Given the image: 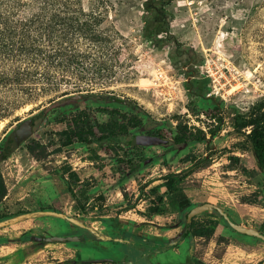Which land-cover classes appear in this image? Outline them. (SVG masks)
Wrapping results in <instances>:
<instances>
[{"label": "rangeland", "instance_id": "374dc122", "mask_svg": "<svg viewBox=\"0 0 264 264\" xmlns=\"http://www.w3.org/2000/svg\"><path fill=\"white\" fill-rule=\"evenodd\" d=\"M143 1L80 0L85 12L101 15L98 30L107 44L99 47L81 39L74 48L100 57L106 53L110 71L84 82L61 83L58 91L67 90L66 97L38 86L0 120L1 153L11 133L25 120L35 119L32 134L0 160V179L6 189L0 216H8L6 224L31 222V241L38 249L46 246L31 260L18 255L12 261V250L0 249V264H148V259L151 264H260L264 260V241L229 229L212 209L200 211L193 220L207 226L215 223L214 234L195 237L192 243L187 235L177 244L185 213L203 203L220 207L245 228L258 230L264 221V173L238 147L241 138L232 133V113L225 114L221 130L208 142L172 143L178 124L204 131L213 128L215 121L203 111L215 101L246 110L264 99V0H170V31L181 43L179 52L155 48L144 38ZM192 80L207 89L204 99H191L192 87L186 83ZM75 83L82 87L80 92H74ZM76 94L84 99L72 101L70 96ZM111 98L126 100L128 106L113 104ZM112 109L118 110L123 123L134 117L142 126L161 132L167 146L137 149L143 153L137 157L126 141L86 145L73 138L65 143L67 123L76 115L81 113L94 126L108 122L107 111ZM140 162L145 166L135 170ZM66 167L77 174L79 184L62 174ZM181 171L185 177L178 186L192 205L186 210L174 209V196L159 187L165 175ZM153 187H159L163 196L164 215L151 216L147 222ZM41 210L61 212L102 236L130 235L124 228L131 226L136 228L134 237L166 233L172 239L152 241L153 253L135 262L126 258L118 241L102 242L66 220L34 213ZM67 235L80 236V241L43 239ZM52 246L56 249H49ZM167 248H178L179 253L173 258L156 254Z\"/></svg>", "mask_w": 264, "mask_h": 264}, {"label": "trees", "instance_id": "16d2710c", "mask_svg": "<svg viewBox=\"0 0 264 264\" xmlns=\"http://www.w3.org/2000/svg\"><path fill=\"white\" fill-rule=\"evenodd\" d=\"M169 3L170 0L142 2L146 13L143 18V36L155 48L172 47L179 52L181 43L170 31V16L167 10ZM26 11L29 13L27 16L23 14ZM101 19L100 14L85 12L80 6V0H0V120L7 115L9 109L16 107L36 91L38 86L58 92L59 97H66L70 94L67 90L58 91L61 83L72 80L84 82L89 76L108 73L110 70L104 58L106 53H101L100 57L90 50L74 48L81 39L99 47L106 46L107 37L98 30ZM194 84L193 80L186 83L192 87L191 99H204L207 89ZM74 85V92H80V84ZM229 112L232 113V133L241 138L237 142L238 147L249 153L257 169L264 173V99L254 102L246 110L215 101L212 107L203 111L209 120L215 121L213 128L204 131L200 128H190L186 124H178L172 136V143L186 145L208 142L221 130L225 114ZM109 115L108 123L94 126L82 119L81 113L76 115L67 123L65 143H69L73 138L86 142L89 137H93L99 144L107 138L111 143H119L121 138L129 133L130 128L141 125V121L134 117L123 123L120 117H117L120 114L116 109L110 110ZM126 145L130 146V139H127ZM231 159L238 158L232 156ZM183 173L181 171L165 175L159 187L164 188L165 194L174 196V209L180 206L186 210L192 205L178 186L185 177ZM62 174H67L75 185L79 184L77 174L68 167L62 170ZM68 187L71 189V195L77 199L76 192L70 185ZM159 187L150 189L155 196L147 208V218L164 215L161 207L163 196L158 194ZM5 195L6 189L0 179V200ZM6 219L8 216H0V221ZM187 230L190 237H209L214 234L215 223L207 226L191 220ZM258 231L264 233V221L259 225Z\"/></svg>", "mask_w": 264, "mask_h": 264}, {"label": "water", "instance_id": "95a60500", "mask_svg": "<svg viewBox=\"0 0 264 264\" xmlns=\"http://www.w3.org/2000/svg\"><path fill=\"white\" fill-rule=\"evenodd\" d=\"M70 99L72 101H80L82 99H84V96L82 94H76L74 96H70ZM110 101L113 104H117L120 106H128V103L126 102V100H121V99H117V98H111ZM133 108V107H131ZM32 131V120H25V122H23L22 125H19L12 133H11V138L7 141L6 145H5V150L4 152L0 155V160H2L4 158L5 155L10 154L12 151H14L20 144H22L30 135ZM167 144V141L157 137V136H149V135H145V134H137L134 136V138L131 141V145L133 146H142V147H151V146H159V145H165ZM205 209H212L215 212H217V214L224 220V222L226 223V225L228 226L229 229L233 230L236 233L242 234V235H246L249 237H254L256 239H259L261 241H264V233H261L258 230H254V229H249V228H245L242 227L241 225L235 223L230 216L220 207L214 205V204H209V203H203L200 205H196L195 207L191 208L188 212L187 215V224L190 223L191 218L199 213L200 211H203ZM36 215H42V216H54L56 218H60L62 220H66L67 222L74 224L88 232H90V234L95 237L97 240L105 242V241H118V242H122L123 240L121 238H112L110 236H102L100 234H98L97 232H95L94 230H92L91 228L87 227L84 224H81L78 222V220H76L75 218L72 217H68L65 214L61 213V212H57V211H53V210H41V211H36L34 212ZM6 220H1L0 221V227L6 225ZM45 242H59V243H67V242H79L80 241V236H76V235H67V236H50V237H46L43 238ZM35 240L37 241H41V239L39 238H35ZM127 241V240H125ZM95 261V260H93ZM111 261V260H110ZM91 260L89 261H84V263H90ZM261 264H264V260H262Z\"/></svg>", "mask_w": 264, "mask_h": 264}, {"label": "flooded vegetation", "instance_id": "af4514ba", "mask_svg": "<svg viewBox=\"0 0 264 264\" xmlns=\"http://www.w3.org/2000/svg\"><path fill=\"white\" fill-rule=\"evenodd\" d=\"M109 111L110 110H108L107 111V115L109 116V118H110V115H109ZM31 120H32V127L34 126V123H35V119L34 118H31ZM109 121V120H108ZM106 123H108V122H106ZM105 123V124H106ZM22 125V124H21ZM100 125V124H99ZM144 127V128H143ZM131 129V128H130ZM130 129H129V131H130ZM136 129H139V131L138 132H134ZM132 131L131 132H129L126 136H123L122 138H121V141H126L127 142V139H130V146H129V149L131 150V151H133L135 154H133L134 156H137V157H143V153H139V152H137V149L138 150H145V149H147V148H151V147H142V146H133V145H131V141H132V139L134 138V136L135 135H137V134H145V135H149V136H157V137H160V138H162V139H164V137H163V135L161 134V132H159L158 130H150V129H148L147 127H145V126H142V124L141 125H139V126H137V127H135V128H132L131 129ZM32 134V133H31ZM11 138V135L9 136V138L7 139V141L9 140ZM164 140H166V139H164ZM120 141V142H121ZM167 141V144H168V140H166ZM78 142H80V141H78ZM92 142H95V143H97V144H99L98 142H96L95 140H94V138L93 137H89V140L87 141V142H80V143H86V145H89V144H91ZM106 142H110L109 140H108V138L105 140V141H103L102 143H106ZM7 143V142H6ZM101 143V144H102ZM167 144H165V145H160V146H167ZM21 145V144H20ZM19 145V146H20ZM100 145V144H99ZM126 145V144H125ZM174 145V144H173ZM18 146V147H19ZM17 147V148H18ZM131 147H134V148H131ZM4 150H5V147H4V149L3 150H1V153H0V155L4 152ZM9 156V155H8ZM7 156V157H8ZM7 157H4L3 159H5V158H7ZM150 158H152L151 156H149L148 157V159H150ZM146 160V159H145ZM145 160H143V161H145ZM145 165H144V162H140L137 166H135L134 167V169L136 170H139V169H142L143 167H144ZM134 170V171H135ZM189 212V211H188ZM188 212L187 213H185V217H186V219H185V226H184V230H183V232H181V235H180V237L178 238V245H180L179 243H180V241L182 240V238L183 237H185V236H187L188 234H187V226H189L190 225V223H191V221H190V223L189 224H187V215H188ZM231 218V217H230ZM191 220H193V217L191 218ZM120 236H122V237H120ZM120 236H118V238H121L123 241L122 242H119L120 244H123V247H122V252L124 253V251H125V253H126V258H128L129 260H135V262H138V261H140V259H142V258H144V257H148V255L150 254V253H153V252H151V250H152V248L150 247V246H152L154 243L153 242H156V241H154V240H151L150 238H143V237H139V236H135L134 237V235H129V234H123V235H120ZM110 237H112V238H115L114 236H111L110 235ZM194 238L195 237H190V239H191V243L193 242V240H194ZM125 240H127V241H125ZM153 241V242H152ZM109 242H113L112 240L111 241H109ZM157 243H160V242H157ZM156 244V243H155ZM177 245V246H178ZM169 248H167V249H164V250H162V251H159V253H156V254H158V255H161V256H163V257H165L164 255H166L167 254V257L168 256H171V258H173L175 255H177L179 252H178V248L176 249V251H172V250H168ZM189 250H190V248H189ZM169 253H172V255H170ZM157 255V256H158ZM156 256V257H157ZM170 258V259H171ZM166 259V258H165ZM169 259V260H170ZM149 260V263L148 264H151V262L150 261H152V260H150V259H148ZM189 261L191 260V259H188ZM121 263L123 264V263H128V262H124V261H121ZM190 263V262H189Z\"/></svg>", "mask_w": 264, "mask_h": 264}, {"label": "crops", "instance_id": "0c3cea01", "mask_svg": "<svg viewBox=\"0 0 264 264\" xmlns=\"http://www.w3.org/2000/svg\"><path fill=\"white\" fill-rule=\"evenodd\" d=\"M133 216V215H132ZM146 221L149 222L150 220ZM141 220H143L142 218H140ZM131 221H136L133 218H131ZM53 223V222H51ZM54 225H56V223H53ZM131 225H136V224H131ZM32 223L30 222V224H24L22 222L19 223H14V224H6L4 226H2L0 228V249L3 248H7L12 250L13 252V258L11 259L12 261L16 260V257L21 256L23 257V259H33L34 257H36L37 255L40 254V251L44 252V250L46 251V246H44L43 248L38 249L37 248V244L36 242H32L31 241V237L28 236V234L33 233V230H31L32 228ZM24 228V229H23ZM126 229V233H130V235H133V233H135V227H131L128 226V228H124ZM137 233V232H136ZM26 236L28 238H26ZM180 237V236H179ZM154 238V239H153ZM153 238H150L151 240H154L156 242H164L166 241V239H172V236H168V234L163 233L161 236H154ZM28 248H30V250H28ZM56 249L55 246L50 247L49 249ZM26 250V252H25ZM170 254V253H169ZM171 255V254H170ZM9 260L8 263L11 261Z\"/></svg>", "mask_w": 264, "mask_h": 264}, {"label": "bare ground", "instance_id": "6f19581e", "mask_svg": "<svg viewBox=\"0 0 264 264\" xmlns=\"http://www.w3.org/2000/svg\"><path fill=\"white\" fill-rule=\"evenodd\" d=\"M1 127V126H0Z\"/></svg>", "mask_w": 264, "mask_h": 264}]
</instances>
